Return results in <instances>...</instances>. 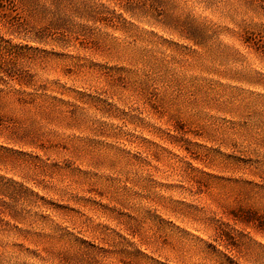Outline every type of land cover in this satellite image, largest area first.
Returning <instances> with one entry per match:
<instances>
[{"label":"rangeland","instance_id":"1","mask_svg":"<svg viewBox=\"0 0 264 264\" xmlns=\"http://www.w3.org/2000/svg\"><path fill=\"white\" fill-rule=\"evenodd\" d=\"M0 264H264V0H0Z\"/></svg>","mask_w":264,"mask_h":264}]
</instances>
